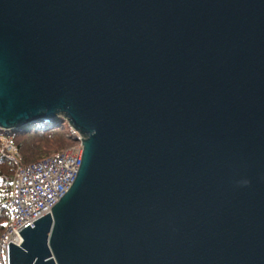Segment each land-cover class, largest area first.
<instances>
[{"label":"water","instance_id":"obj_1","mask_svg":"<svg viewBox=\"0 0 264 264\" xmlns=\"http://www.w3.org/2000/svg\"><path fill=\"white\" fill-rule=\"evenodd\" d=\"M59 118L81 167L10 264H264V0H0V129Z\"/></svg>","mask_w":264,"mask_h":264},{"label":"built area","instance_id":"obj_2","mask_svg":"<svg viewBox=\"0 0 264 264\" xmlns=\"http://www.w3.org/2000/svg\"><path fill=\"white\" fill-rule=\"evenodd\" d=\"M76 144L33 164L21 163V156L8 139H1L7 157L17 164L13 196L9 200L11 223L0 240V264H10L11 243L20 244V233L52 213V207L72 187L83 158V137L75 132Z\"/></svg>","mask_w":264,"mask_h":264},{"label":"trees","instance_id":"obj_3","mask_svg":"<svg viewBox=\"0 0 264 264\" xmlns=\"http://www.w3.org/2000/svg\"><path fill=\"white\" fill-rule=\"evenodd\" d=\"M1 138L8 139L16 146L21 156V163L24 165L63 152L77 142L75 136L70 133L67 121L63 118L37 122L28 129L20 131L0 129V140ZM16 173L17 164L7 157L0 142V239L11 223L9 200L13 196V181Z\"/></svg>","mask_w":264,"mask_h":264},{"label":"rangeland","instance_id":"obj_4","mask_svg":"<svg viewBox=\"0 0 264 264\" xmlns=\"http://www.w3.org/2000/svg\"><path fill=\"white\" fill-rule=\"evenodd\" d=\"M69 127H70V126H69ZM68 129H69V128H68ZM70 133H71L73 136H75V134H76V133L72 130L71 127H70ZM1 139H6V138H1ZM53 153H55V152H53ZM53 153H52V154H53ZM60 153H61V152H60ZM55 155H56V154H55ZM52 156H54V155H52ZM2 237H3V236H2ZM2 237H1V239H2ZM1 239H0V240H1Z\"/></svg>","mask_w":264,"mask_h":264},{"label":"clouds","instance_id":"obj_5","mask_svg":"<svg viewBox=\"0 0 264 264\" xmlns=\"http://www.w3.org/2000/svg\"><path fill=\"white\" fill-rule=\"evenodd\" d=\"M18 131H20V130H18Z\"/></svg>","mask_w":264,"mask_h":264}]
</instances>
